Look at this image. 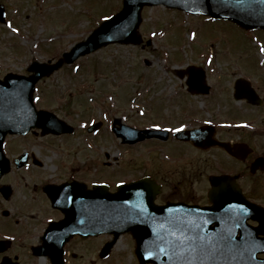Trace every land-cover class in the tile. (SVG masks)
Returning <instances> with one entry per match:
<instances>
[{
  "label": "flooded vegetation",
  "instance_id": "af4514ba",
  "mask_svg": "<svg viewBox=\"0 0 264 264\" xmlns=\"http://www.w3.org/2000/svg\"><path fill=\"white\" fill-rule=\"evenodd\" d=\"M245 32L264 34L261 29ZM210 78L209 73L211 87L206 95H192L187 88L184 95L189 102L195 97L202 102L210 100L211 121H204L192 103L182 104L185 112L181 117L180 111L176 112L173 90V123L161 112L156 113L160 118H146L148 113L142 111L137 113L142 118L134 115L132 120L117 116L111 119H122L124 124L142 130L169 128L168 136L161 135L165 139L154 135L139 141H121L115 130L120 124L114 126L112 121L109 129L90 134L95 138L101 131H109L117 151L113 156L104 149L105 159L91 164H75L66 157L72 154L63 141L69 142L77 134V125L65 118L74 126L72 133H44L41 128L24 134L7 133L3 150L10 168L0 176V264H82L83 260L87 264H121L125 256L137 260L134 264H141L136 254L135 224L151 228L156 223L168 237L170 223L186 221L185 203L205 207L215 204L210 200L215 189L212 178L220 175L234 178L231 191L227 192L230 197L225 200L231 202L232 217L243 220L235 225L237 236L255 230L260 237L264 236V114L244 112L250 108L264 110V96L253 83L263 103L255 105L240 100L237 103H242L241 109L235 104L234 86L231 95V85H214ZM184 121L186 126L182 124ZM207 122L214 126V132L204 139L219 140L215 144H194L176 135V129ZM101 148H105L104 143L96 144L93 150ZM87 149L85 145L78 153L85 157ZM123 149L131 153L125 157ZM190 151L192 154L188 156ZM102 161L108 168L100 174L97 167ZM128 185L134 189L125 193L135 197H125L124 202L118 200L113 194L124 193V186ZM168 204H175L170 212L175 218L165 219L161 215V221L155 222L152 213ZM95 215L108 221L118 219L121 223L114 222V227L129 230L117 239L110 230L96 233L94 224L100 217ZM151 234L152 231L150 238ZM124 238L128 239L127 253L113 258L119 252L116 245ZM258 256L264 258V253ZM129 261L126 264H132Z\"/></svg>",
  "mask_w": 264,
  "mask_h": 264
},
{
  "label": "rangeland",
  "instance_id": "374dc122",
  "mask_svg": "<svg viewBox=\"0 0 264 264\" xmlns=\"http://www.w3.org/2000/svg\"><path fill=\"white\" fill-rule=\"evenodd\" d=\"M0 3L6 7L8 21V24L0 22V78L12 71L28 74L27 67L33 60H57L123 5L122 0H0ZM142 12L141 44H107L72 65L65 64L37 84L38 107L77 125V134L69 142L63 141L72 154L66 157L75 164L105 159L104 149L113 156L117 151L109 131H101L95 138L88 134L87 127L96 120H105L102 128L109 129L113 116L132 120L144 111L148 113L146 118H160L156 113L161 112L173 123V90L176 112L180 111L181 117L185 103L196 105L202 116L211 117L206 113L210 100L202 102L196 97L191 102L186 100L187 84L175 74V69L193 63L205 65L211 74L210 82L231 85V95L237 77H249L264 95V34L247 35L235 23L190 15L164 5H148ZM237 105L243 109L242 103ZM254 112L264 114L262 109ZM254 112L250 109L245 114ZM101 143L105 148L93 150ZM85 145L88 149L84 157L78 151ZM123 151L125 157L131 153ZM191 154L192 151L188 156ZM97 168L102 174L108 166L102 161ZM92 169L91 165L90 172ZM127 241L124 238L118 242L116 252H119L113 258L127 253ZM128 260L132 264L137 262L125 256L121 264Z\"/></svg>",
  "mask_w": 264,
  "mask_h": 264
},
{
  "label": "water",
  "instance_id": "95a60500",
  "mask_svg": "<svg viewBox=\"0 0 264 264\" xmlns=\"http://www.w3.org/2000/svg\"><path fill=\"white\" fill-rule=\"evenodd\" d=\"M148 4H164L167 7L185 10L189 13L226 19L247 29L264 28V0H123L121 10L102 22L85 40L75 43L70 51H65L61 59L55 63L34 61L28 68L33 72L32 75L12 72L0 80V176L10 168L9 160L3 154V143L7 133H26L36 126L42 128L45 133L58 134L73 130L71 125L62 121L53 112L37 109L33 102V94L38 80L55 72L65 62L73 63L80 56L107 46L108 43L139 44L142 42L143 37L138 29L142 21L141 11ZM0 20L6 21L5 7L2 4H0ZM176 72L181 77L185 72L190 74L187 84L192 93H205L209 90L206 73L200 67L193 65L187 69L176 70ZM236 89L237 98L245 97L252 102H257L256 92L249 82L247 84L243 79H238ZM116 120L121 127L115 130L119 136L124 137V140L133 138L141 140L145 136L163 135L159 130L141 131L122 124L121 120ZM101 125L100 121L90 126L88 130L98 129ZM204 129L205 127L182 131L178 135L184 139H193V136L203 134ZM114 195L123 202L125 197L130 196L128 192L125 194L119 192ZM128 209L129 207H126V210ZM162 212L165 211L158 209L152 214L155 218V214ZM202 214L201 209L194 210L190 218L186 217L188 239L183 241V245L179 244L180 240L173 241V253L166 259L160 258L153 249L150 227L142 228L139 224H135L137 227L133 229L134 235L138 238V252L141 254L145 252L148 255L153 249V257L149 260L154 264H264V260L260 261L256 258V252L247 253V249H239L237 241L239 238L232 235L230 231L220 226L216 231L217 226L210 228L209 225L204 229V224L207 225V222L203 220Z\"/></svg>",
  "mask_w": 264,
  "mask_h": 264
},
{
  "label": "snow or ice",
  "instance_id": "6c2138e0",
  "mask_svg": "<svg viewBox=\"0 0 264 264\" xmlns=\"http://www.w3.org/2000/svg\"><path fill=\"white\" fill-rule=\"evenodd\" d=\"M262 51H264V49H262ZM210 62V61H209ZM156 127H159L158 125L156 126ZM177 131L179 130V129H176ZM150 255V254H149Z\"/></svg>",
  "mask_w": 264,
  "mask_h": 264
}]
</instances>
